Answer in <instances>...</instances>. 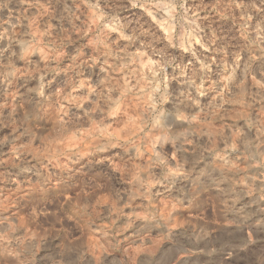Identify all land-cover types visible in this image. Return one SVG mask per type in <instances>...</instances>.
<instances>
[{
    "label": "rangeland",
    "instance_id": "rangeland-1",
    "mask_svg": "<svg viewBox=\"0 0 264 264\" xmlns=\"http://www.w3.org/2000/svg\"><path fill=\"white\" fill-rule=\"evenodd\" d=\"M14 1L0 264H264V0Z\"/></svg>",
    "mask_w": 264,
    "mask_h": 264
},
{
    "label": "bare ground",
    "instance_id": "bare-ground-1",
    "mask_svg": "<svg viewBox=\"0 0 264 264\" xmlns=\"http://www.w3.org/2000/svg\"><path fill=\"white\" fill-rule=\"evenodd\" d=\"M94 1V0H93ZM11 5H13V7H12V9H13V12H15L16 11V13L17 12H19V11H21V10H25V11H29V10H32V9H34V7L32 6V4L31 3H29V2H26V1H21V0H15L14 2H13V4H11ZM8 8H10V7H8ZM157 9V8H156ZM159 9V8H158ZM164 11V10H163ZM161 12H162V10H161ZM161 12H160V14H161ZM165 12V11H164ZM158 14V13H157ZM163 14V13H162ZM115 31V30H114ZM113 33V32H112ZM114 34H117L116 32L114 33ZM120 35V34H119ZM117 37V36H116ZM120 37V36H119ZM192 39V38H191ZM192 43V42H191ZM190 43V44H191ZM194 44H197L195 41H194ZM120 56H122V55H120ZM119 56V57H120ZM118 57V58H119ZM190 57V56H189ZM120 58H122V57H120ZM130 59H128V57H127V55L125 56H123V58H122V61H124V62H127V61H129ZM260 60L261 59H259V57H253L252 59H249V62H251L254 66H255V71H257L258 72V67H259V64L262 62H260ZM121 61V60H120ZM192 61V60H191ZM243 64V61L240 63V59L237 61L236 59H232V65H235L236 66V69L238 68V75H240V65H242ZM262 64V63H261ZM260 64V65H261ZM242 68H243V66H242ZM244 69V68H243ZM131 72L130 71H128L127 69L124 71V72H122V76L123 77H130L129 76V74H130ZM231 81V80H230ZM27 82V81H26ZM180 82H182L181 80H180ZM179 83V82H178ZM177 83V84H178ZM181 85V83H179L178 84V86H180ZM226 86H227V89H228V92H233V91H235L236 89H237V87H236V83H235V81H231L230 83H226ZM31 96L34 98V99H37L38 98V96H37V94L36 93H32L31 94ZM219 97V96H218ZM217 101H218V98L216 99ZM150 102V101H149ZM216 102V101H215ZM219 102V101H218ZM151 104L150 103H148L147 104V106L145 107V111L146 112H149L152 108H151V106H150ZM167 105H168V108H169V110L172 112L171 114H172V117H173V122L175 123V124H177V125H187V124H189L190 123V121H187V120H185V119H183L182 118V116H180L181 115V112L182 111H184V110H187V109H190V108H193V105L191 104V102L190 101H187V100H185L181 95H174V96H172L169 100H168V103H167ZM145 112V113H146ZM176 180L177 181H179V182H184L185 181V177L184 176H178L177 178H176ZM136 220V219H135ZM135 226L130 230V232H132L133 233V231L134 230H136L137 228H139L140 226H142V221H140V220H136L135 221Z\"/></svg>",
    "mask_w": 264,
    "mask_h": 264
}]
</instances>
